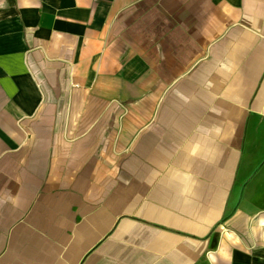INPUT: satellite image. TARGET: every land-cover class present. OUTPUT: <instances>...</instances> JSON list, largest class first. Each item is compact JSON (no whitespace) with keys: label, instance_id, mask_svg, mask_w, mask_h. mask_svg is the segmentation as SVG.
<instances>
[{"label":"crops","instance_id":"0c3cea01","mask_svg":"<svg viewBox=\"0 0 264 264\" xmlns=\"http://www.w3.org/2000/svg\"><path fill=\"white\" fill-rule=\"evenodd\" d=\"M0 264H264V0H0Z\"/></svg>","mask_w":264,"mask_h":264}]
</instances>
